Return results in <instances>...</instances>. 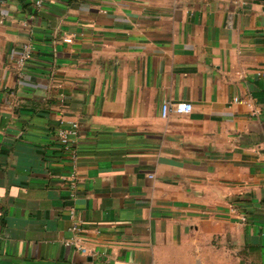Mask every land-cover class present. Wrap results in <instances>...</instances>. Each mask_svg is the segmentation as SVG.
Returning <instances> with one entry per match:
<instances>
[{"label":"crops","instance_id":"obj_1","mask_svg":"<svg viewBox=\"0 0 264 264\" xmlns=\"http://www.w3.org/2000/svg\"><path fill=\"white\" fill-rule=\"evenodd\" d=\"M33 2L0 0V264H264V0Z\"/></svg>","mask_w":264,"mask_h":264},{"label":"built area","instance_id":"obj_2","mask_svg":"<svg viewBox=\"0 0 264 264\" xmlns=\"http://www.w3.org/2000/svg\"><path fill=\"white\" fill-rule=\"evenodd\" d=\"M44 1L48 0H34V5L39 7L43 4ZM236 3L238 2H248L249 0H234ZM64 42L70 43L72 42L71 36H64L62 38ZM33 57V46L31 40H27L21 44L19 53L16 57L15 63L16 67L22 71L26 64L32 59ZM264 77V73L261 74ZM192 104L190 102H176V103H168L165 102L161 105V116L166 117L170 113L174 114H186L191 112ZM78 135V123L75 121H63L61 125L56 129V138L57 143L62 149L63 152L67 153L69 157L72 159V162L78 156V149L74 144V140ZM68 186L71 190L76 187V175L75 171L73 170L68 178ZM74 196V193H71ZM70 217L74 219L72 225L73 237L67 242L74 246L77 250L82 253H87V249L83 245V239L79 237V232L82 230V222L79 217H76L74 209L69 210Z\"/></svg>","mask_w":264,"mask_h":264},{"label":"water","instance_id":"obj_3","mask_svg":"<svg viewBox=\"0 0 264 264\" xmlns=\"http://www.w3.org/2000/svg\"><path fill=\"white\" fill-rule=\"evenodd\" d=\"M257 1H259V0H257Z\"/></svg>","mask_w":264,"mask_h":264}]
</instances>
